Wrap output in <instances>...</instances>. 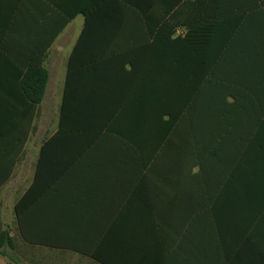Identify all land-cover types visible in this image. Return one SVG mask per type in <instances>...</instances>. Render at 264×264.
I'll list each match as a JSON object with an SVG mask.
<instances>
[{
    "label": "crops",
    "instance_id": "1",
    "mask_svg": "<svg viewBox=\"0 0 264 264\" xmlns=\"http://www.w3.org/2000/svg\"><path fill=\"white\" fill-rule=\"evenodd\" d=\"M0 195L57 264H264V0H0Z\"/></svg>",
    "mask_w": 264,
    "mask_h": 264
},
{
    "label": "trees",
    "instance_id": "2",
    "mask_svg": "<svg viewBox=\"0 0 264 264\" xmlns=\"http://www.w3.org/2000/svg\"><path fill=\"white\" fill-rule=\"evenodd\" d=\"M205 70V69H204ZM209 69H206V72ZM37 79L31 83L30 85V91H31V97L29 100L30 103V117H29V128L30 131L33 129V122L36 116V111L39 107V105L42 103L45 89L48 83L49 79V73L45 68H39L37 72L35 73ZM174 99L172 100L171 109L167 110V113L172 118V121L174 124L180 121L182 112L187 108V101L186 99L181 98V81L175 82L174 85ZM66 101L67 98L65 97L63 102V119H64V109L66 107ZM26 135L23 138L22 144L24 145L26 142ZM16 213L19 217V209L18 206H16ZM7 248H10L12 250L16 249V242L13 236H11V233L7 229H0V255L6 257L9 259L11 263L19 264L15 261V259L11 256H9L7 252Z\"/></svg>",
    "mask_w": 264,
    "mask_h": 264
},
{
    "label": "rangeland",
    "instance_id": "3",
    "mask_svg": "<svg viewBox=\"0 0 264 264\" xmlns=\"http://www.w3.org/2000/svg\"><path fill=\"white\" fill-rule=\"evenodd\" d=\"M17 198L18 196L0 195V229L6 228L12 231L16 242V249H6L9 256L13 257L19 264H57L56 260L53 259L55 255L52 252L45 249L23 247L21 244L14 210V203ZM0 264L15 263H11L8 258L0 255Z\"/></svg>",
    "mask_w": 264,
    "mask_h": 264
}]
</instances>
